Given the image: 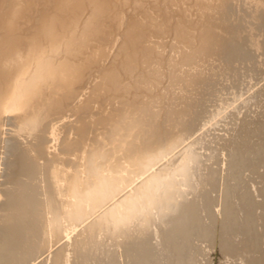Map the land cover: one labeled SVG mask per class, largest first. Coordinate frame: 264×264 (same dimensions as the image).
<instances>
[{"label":"bare ground","instance_id":"bare-ground-1","mask_svg":"<svg viewBox=\"0 0 264 264\" xmlns=\"http://www.w3.org/2000/svg\"><path fill=\"white\" fill-rule=\"evenodd\" d=\"M0 178V264H264V0H0Z\"/></svg>","mask_w":264,"mask_h":264},{"label":"rangeland","instance_id":"rangeland-1","mask_svg":"<svg viewBox=\"0 0 264 264\" xmlns=\"http://www.w3.org/2000/svg\"><path fill=\"white\" fill-rule=\"evenodd\" d=\"M9 127V126H8ZM7 126H5V128H8ZM217 131V133H218V130H216ZM5 136H7V135H5ZM9 142V141H8ZM10 143V142H9ZM1 179V178H0Z\"/></svg>","mask_w":264,"mask_h":264}]
</instances>
